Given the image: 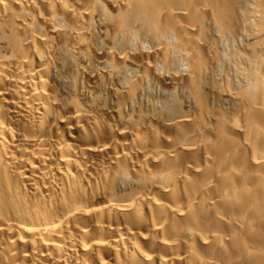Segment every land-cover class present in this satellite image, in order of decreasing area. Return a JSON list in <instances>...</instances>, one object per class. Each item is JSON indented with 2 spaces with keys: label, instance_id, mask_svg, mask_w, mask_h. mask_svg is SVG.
<instances>
[{
  "label": "bare ground",
  "instance_id": "bare-ground-1",
  "mask_svg": "<svg viewBox=\"0 0 264 264\" xmlns=\"http://www.w3.org/2000/svg\"><path fill=\"white\" fill-rule=\"evenodd\" d=\"M0 264H264V0H0Z\"/></svg>",
  "mask_w": 264,
  "mask_h": 264
},
{
  "label": "rangeland",
  "instance_id": "rangeland-1",
  "mask_svg": "<svg viewBox=\"0 0 264 264\" xmlns=\"http://www.w3.org/2000/svg\"><path fill=\"white\" fill-rule=\"evenodd\" d=\"M222 31H223V30H222ZM222 31H215V33L217 34L218 32L220 33V32H222ZM224 33H225V34H229V32H228L227 30H224L223 33H222V35H221V36H223V37H221L222 39L220 38V36L217 37V36L220 35V34H218V35L215 34V35H216L215 37H216L217 39L219 38V39L217 40V44L219 43L218 41L221 42V40H222V42H221L222 44L219 43L218 46H219L220 44H221V45H225L224 47H222V46L220 45V48H222V49H223V48H226L227 46H230L229 44L232 43V42H231L232 40L230 41V39H231L230 36H229V35L225 36ZM223 34H224V35H223ZM224 37H226V39H227L228 37L230 38V39H227L228 44H226L227 42H225L226 40H225ZM229 41H230V42H229ZM223 42H225V43H223Z\"/></svg>",
  "mask_w": 264,
  "mask_h": 264
}]
</instances>
